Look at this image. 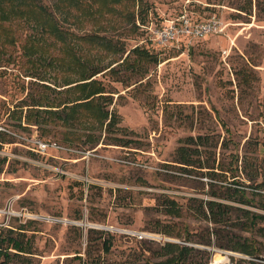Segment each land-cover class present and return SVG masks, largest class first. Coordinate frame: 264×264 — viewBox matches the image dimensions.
Wrapping results in <instances>:
<instances>
[{
	"label": "rangeland",
	"instance_id": "374dc122",
	"mask_svg": "<svg viewBox=\"0 0 264 264\" xmlns=\"http://www.w3.org/2000/svg\"><path fill=\"white\" fill-rule=\"evenodd\" d=\"M56 1L44 4L71 45L0 20V236L13 230L31 251L0 264H167L168 242L188 247L180 264H264V0L94 2L77 23ZM182 13L224 30L158 42L153 30ZM80 57L100 71L95 96L117 130L84 111L72 125L27 119L41 96L80 97ZM37 139L63 148L42 154ZM180 147L198 148L192 165Z\"/></svg>",
	"mask_w": 264,
	"mask_h": 264
},
{
	"label": "trees",
	"instance_id": "16d2710c",
	"mask_svg": "<svg viewBox=\"0 0 264 264\" xmlns=\"http://www.w3.org/2000/svg\"><path fill=\"white\" fill-rule=\"evenodd\" d=\"M45 0H0V20H11L19 17H23L26 20H29L33 23V26L39 28L43 33L46 34H52L58 41L61 43L66 44H72V42L76 39L75 33L71 32L70 30H66L59 22L55 19L53 14L48 10V8L44 4ZM123 0H57V8L58 10H63L62 13L65 14L66 18L65 20L67 22H75L77 23L80 18L78 15H74V12H80L82 15H90L91 14V6L94 2H100L103 7H113L115 4H119ZM130 2L137 1V0H128ZM64 3V4H63ZM109 11H114L109 10ZM61 13V14H62ZM71 17H73V21H71ZM136 20V17H135ZM96 36L91 34V36H79V40H85L88 42H95ZM105 40V39H104ZM104 40H101L100 43H106V46L115 47L117 43L114 44V41L112 40H106V42H102ZM116 48V47H115ZM70 49H73L70 46ZM134 52L137 53L136 55L141 56L142 59L150 60L154 59V56L152 53L146 51L145 49L135 48ZM81 58V57H80ZM157 60V59H154ZM88 61L84 60L82 61L81 58V71H82V84L80 91V97L76 99H64V102H61L59 104H54L53 102H47V97H39L37 99V103L33 105V107L36 108H28V111L26 113L27 119H34V124H40L44 121V119L56 117L60 119L64 125L69 124L72 125L75 122H78L79 119L82 116V112L84 111V115L87 117L92 118L93 116L97 118L101 123L105 124L108 119V123H106V129L108 131L117 130L116 128L117 124L121 121L120 116L115 112L107 109L102 105V103L99 101L100 98H102V95H98L99 97H96V94H103L104 87L101 85L99 81H97L94 76L100 73L99 70H93L94 66H86L88 65ZM88 67V71L86 72L83 69ZM91 80V81H89ZM70 84V83H67ZM72 90L78 88V87H70ZM95 96V97H94ZM104 96V95H103ZM44 100V101H43ZM31 105H29L30 107ZM197 139L202 140V142L205 140V136H198ZM181 150H183V156L181 155ZM199 151L198 148L194 149H187L185 147H180L179 154L181 155L180 158L187 155L188 152H194ZM185 154V155H184ZM183 161H180L187 165H192V159L189 157L188 159H182ZM209 211L214 213V216L217 213H220L221 211L218 209V202L214 200H210L208 203ZM225 212V209L223 210ZM255 216L253 217V219ZM13 232V233H12ZM15 231L11 230V234L9 235H1L0 236V257H4L6 261L12 259L13 256H16L18 254L21 256L22 254L29 253L30 248L28 242H25L20 236L14 235ZM19 235L24 236L23 232H19ZM7 243V247H4L3 244ZM15 249L17 250L16 253H6V251L9 249ZM180 249L178 256L174 255L173 251L174 249ZM188 247L183 246L180 248V246L176 243L168 242L166 245L161 247V254L167 255L169 253H172V256H170L165 263L167 264H180L181 262V253L183 251L187 250ZM2 255V256H1ZM140 264H148V263H140Z\"/></svg>",
	"mask_w": 264,
	"mask_h": 264
},
{
	"label": "built area",
	"instance_id": "2783aa9c",
	"mask_svg": "<svg viewBox=\"0 0 264 264\" xmlns=\"http://www.w3.org/2000/svg\"><path fill=\"white\" fill-rule=\"evenodd\" d=\"M224 30L221 20L215 16L196 21L186 13H182L175 20L170 21L169 24L162 26V28L154 29L158 42L175 44L182 40H191L196 38H204L208 35L219 34ZM37 147L36 151L45 154L52 148L62 149L63 147L56 142L46 143L40 139L35 140ZM138 239L146 237V234H137Z\"/></svg>",
	"mask_w": 264,
	"mask_h": 264
}]
</instances>
